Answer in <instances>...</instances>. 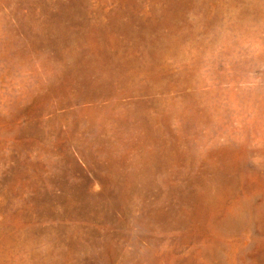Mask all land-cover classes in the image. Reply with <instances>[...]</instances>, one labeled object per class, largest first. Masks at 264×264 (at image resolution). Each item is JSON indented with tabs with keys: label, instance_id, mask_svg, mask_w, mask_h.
<instances>
[{
	"label": "rangeland",
	"instance_id": "rangeland-1",
	"mask_svg": "<svg viewBox=\"0 0 264 264\" xmlns=\"http://www.w3.org/2000/svg\"><path fill=\"white\" fill-rule=\"evenodd\" d=\"M0 264H264V0H0Z\"/></svg>",
	"mask_w": 264,
	"mask_h": 264
}]
</instances>
